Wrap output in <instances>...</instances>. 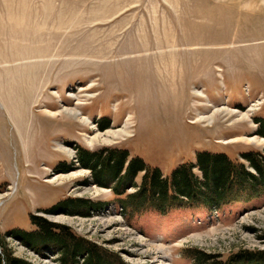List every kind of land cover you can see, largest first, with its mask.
Returning <instances> with one entry per match:
<instances>
[{
	"label": "rangeland",
	"instance_id": "rangeland-1",
	"mask_svg": "<svg viewBox=\"0 0 264 264\" xmlns=\"http://www.w3.org/2000/svg\"><path fill=\"white\" fill-rule=\"evenodd\" d=\"M260 120L262 0H0L2 263L7 253L57 264L56 251L9 233L35 231L37 215L95 243L114 264H157V250L168 264H264V195L211 211H132L119 201L134 188L117 195L95 184L77 158L125 150L169 178L209 152L255 173L242 155H264ZM124 124L130 136L88 145L97 131ZM68 199L82 203L45 213Z\"/></svg>",
	"mask_w": 264,
	"mask_h": 264
},
{
	"label": "trees",
	"instance_id": "trees-1",
	"mask_svg": "<svg viewBox=\"0 0 264 264\" xmlns=\"http://www.w3.org/2000/svg\"><path fill=\"white\" fill-rule=\"evenodd\" d=\"M259 122L260 133L264 137V120ZM106 153L104 150L92 154L79 152L77 158L83 167L91 170L95 184L109 187L117 195H124L130 188L135 189L119 201L124 209L150 210L166 215L184 204H195L211 211L222 208L244 194L264 195V155L259 153L242 155L255 173L224 154L202 152L195 165L182 164L169 178L158 169L148 168L139 158L128 159L129 154L125 150ZM195 167L200 172L198 176L194 172ZM140 173L141 181L137 184L135 179ZM77 203H82V200H62L45 213L67 212L69 206L73 207ZM31 219L37 227L35 231L15 229L9 232L10 235L38 252L44 249L56 251L57 264H79L80 261L82 264H114L105 260L106 253L95 243L81 238L71 228L53 223L42 216L32 215ZM5 254L4 264H29ZM116 261V264H124L120 259ZM2 262L0 254V264Z\"/></svg>",
	"mask_w": 264,
	"mask_h": 264
},
{
	"label": "bare ground",
	"instance_id": "bare-ground-1",
	"mask_svg": "<svg viewBox=\"0 0 264 264\" xmlns=\"http://www.w3.org/2000/svg\"><path fill=\"white\" fill-rule=\"evenodd\" d=\"M262 2H264V0H262ZM194 92L197 95H199L201 93L198 90H196ZM63 109L64 110H67V111H69L71 113L78 112V109L76 107H73V108H66V107H64ZM51 112H52L51 113L52 115L55 113V111L54 112L51 111ZM216 112H218V111L217 110L214 111L210 115V118H212V115H214ZM231 112H233V111H231ZM239 114H240V117L243 118V119H245V118L248 117V114H246V113H239ZM78 118L80 120H82V121H85V122L88 121V119L86 117L82 116V114L80 112H78ZM200 118L206 119V117H204V116H202ZM27 124H29V123H27ZM32 124H34V123H32ZM127 126H128V124H124L122 126V128H120V129H106L105 131H102V132L97 131L92 136L88 137L87 143H88V145H91L92 146L94 143H98V142L110 143V142H112V141H114L116 139L123 138L125 136H130L129 135V131L127 130ZM51 180H52V178H51ZM157 247H156V250L158 249ZM163 252L164 251H158L157 250V253H162V255H159V256L157 255L156 257H152L153 258V262H156L157 264L158 263L168 264V257Z\"/></svg>",
	"mask_w": 264,
	"mask_h": 264
}]
</instances>
